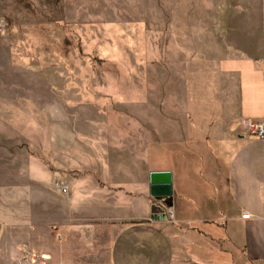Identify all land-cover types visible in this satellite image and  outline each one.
<instances>
[{
  "label": "crops",
  "instance_id": "crops-1",
  "mask_svg": "<svg viewBox=\"0 0 264 264\" xmlns=\"http://www.w3.org/2000/svg\"><path fill=\"white\" fill-rule=\"evenodd\" d=\"M162 12L169 16L168 30L204 44L197 56L230 83L235 115L264 122V0H162ZM2 67L14 68L10 59ZM3 80L0 123L8 131L0 133L1 264L45 256L49 261L40 264H264V139L246 129L238 135L227 197L213 206L215 212L194 216L188 208L194 200L178 196L172 174L173 196L163 198L165 208L152 221L149 159L128 171L122 157L126 170L117 174L103 159L100 186L81 171L79 151H68L63 125L51 132L34 127L29 83ZM218 89L228 97L227 87ZM185 127V119L162 115L156 122L158 157L161 144L176 142L187 134ZM72 171L82 174L69 179ZM59 176L69 195L55 191ZM166 207L178 226L164 224Z\"/></svg>",
  "mask_w": 264,
  "mask_h": 264
},
{
  "label": "rangeland",
  "instance_id": "rangeland-1",
  "mask_svg": "<svg viewBox=\"0 0 264 264\" xmlns=\"http://www.w3.org/2000/svg\"><path fill=\"white\" fill-rule=\"evenodd\" d=\"M168 17L162 0H0V84L12 76L29 83L34 127L63 125L86 177L103 187V159L117 174L126 170L122 157L128 171L147 158L150 171L173 174L178 196L192 197L194 216L206 217L227 197L233 144L245 129L230 83L197 56L204 44L168 30ZM9 59L14 68L4 69ZM162 115L185 119L187 134L162 143L158 157ZM150 196L153 221L165 197ZM166 217L164 224L178 226L168 207ZM1 254L0 238V262Z\"/></svg>",
  "mask_w": 264,
  "mask_h": 264
},
{
  "label": "water",
  "instance_id": "water-1",
  "mask_svg": "<svg viewBox=\"0 0 264 264\" xmlns=\"http://www.w3.org/2000/svg\"><path fill=\"white\" fill-rule=\"evenodd\" d=\"M150 177V192L155 198L171 197L173 196V176L171 172L153 171Z\"/></svg>",
  "mask_w": 264,
  "mask_h": 264
},
{
  "label": "built area",
  "instance_id": "built-area-1",
  "mask_svg": "<svg viewBox=\"0 0 264 264\" xmlns=\"http://www.w3.org/2000/svg\"><path fill=\"white\" fill-rule=\"evenodd\" d=\"M242 127L244 129H246L250 134H253L257 137H260L262 139H264V122L261 120H256V119H242L241 121ZM55 188L58 190H60L63 194H68L69 195V185L63 181L62 179L58 178V180L56 181V185ZM243 219H249V215L248 214H244L242 216ZM30 256L27 255V257L25 258V261H29ZM47 260V257H42V258H38L35 260V262H39V261H45Z\"/></svg>",
  "mask_w": 264,
  "mask_h": 264
}]
</instances>
